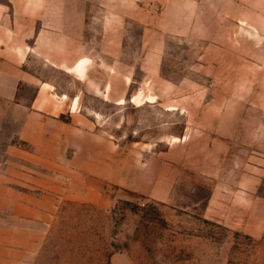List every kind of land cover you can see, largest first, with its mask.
I'll return each instance as SVG.
<instances>
[{
	"label": "rangeland",
	"instance_id": "374dc122",
	"mask_svg": "<svg viewBox=\"0 0 264 264\" xmlns=\"http://www.w3.org/2000/svg\"><path fill=\"white\" fill-rule=\"evenodd\" d=\"M0 48L50 90L0 140V264H264V0H0Z\"/></svg>",
	"mask_w": 264,
	"mask_h": 264
},
{
	"label": "crops",
	"instance_id": "0c3cea01",
	"mask_svg": "<svg viewBox=\"0 0 264 264\" xmlns=\"http://www.w3.org/2000/svg\"><path fill=\"white\" fill-rule=\"evenodd\" d=\"M89 61L90 58L88 57H79L71 67H68V71L75 74L76 77L83 78L87 73ZM80 62H85V70L82 75L76 73V67ZM25 73L22 65L13 58L5 56L4 50L0 48V140H3L7 134L14 135L19 133L24 124L30 125L31 120L36 119V116H42V114L32 111V109L38 108L36 104L44 94L48 95L50 92L47 87L48 82H41L42 84L38 85L34 81H28L24 76ZM23 82L34 85L36 89V94L29 104L22 102L19 98ZM147 98L145 99L147 101L154 99L150 95ZM133 99L136 101L137 99L142 100L144 98L135 96ZM51 105L50 103V107ZM71 107L75 108V101L71 104ZM22 111L26 112L24 123L20 119ZM174 139H178V137Z\"/></svg>",
	"mask_w": 264,
	"mask_h": 264
}]
</instances>
